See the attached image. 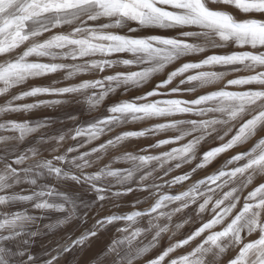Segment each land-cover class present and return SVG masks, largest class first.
<instances>
[{"label": "snow or ice", "instance_id": "snow-or-ice-1", "mask_svg": "<svg viewBox=\"0 0 264 264\" xmlns=\"http://www.w3.org/2000/svg\"><path fill=\"white\" fill-rule=\"evenodd\" d=\"M257 32L264 0H0V264H264Z\"/></svg>", "mask_w": 264, "mask_h": 264}, {"label": "rangeland", "instance_id": "rangeland-1", "mask_svg": "<svg viewBox=\"0 0 264 264\" xmlns=\"http://www.w3.org/2000/svg\"><path fill=\"white\" fill-rule=\"evenodd\" d=\"M242 2L246 5H252L256 2H258V0H242ZM162 32L163 31H166V30H161ZM256 35L261 39V40H264V32H257ZM106 43V42H105ZM233 47H237L235 45H233ZM214 51H218V50H214ZM209 54H212V52H209ZM130 55V54H129ZM200 54H197V56H199ZM50 59V58H44L45 62ZM206 70H216L215 68H210V69H206ZM241 74H244V73H236V74H233L235 76H239ZM229 77H225V81H223L222 83H226V80L228 79ZM40 79V78H38ZM239 89H244V90H247V86H232L231 88L227 89V90H239ZM188 96H190L191 94H186ZM173 98H176V97H173ZM22 102H34L32 99H26L25 101H22ZM47 111L49 112H53L55 111L54 109H48ZM12 116H15V115H19V114H11ZM25 115H28V114H25ZM9 117H2L0 118V122H4V120L8 119ZM55 127V126H54ZM4 134H10V133H4ZM103 139V137L101 138ZM93 143H96L95 141ZM158 154V153H157ZM226 159H230V157H226ZM221 163H223V161H221ZM119 166H123V167H128L130 166L128 163H125V162H120V161H117V163L115 165H113V167H119ZM220 165H217V167H219ZM207 167V166H206ZM214 171V169H209V174H211L212 172ZM201 178H206L203 176H201ZM175 187V186H173ZM184 190H187L186 188ZM167 194H172L171 192H168ZM89 196L92 195V193H88ZM131 198V194L128 195V197H126L125 199H130ZM125 211H127V209H125ZM37 226L39 227H42V225L38 224ZM111 228V226H109ZM185 227H187V225H185ZM112 235L113 236H118L119 234L115 232V229H112ZM48 238H51V236H49ZM166 243V241H165ZM49 250H51V248L49 247ZM37 251H39V249H37Z\"/></svg>", "mask_w": 264, "mask_h": 264}, {"label": "crops", "instance_id": "crops-1", "mask_svg": "<svg viewBox=\"0 0 264 264\" xmlns=\"http://www.w3.org/2000/svg\"><path fill=\"white\" fill-rule=\"evenodd\" d=\"M48 239H51V238H48ZM48 239L45 240V243H48ZM55 246H56L55 243H52L49 245L50 248L55 247Z\"/></svg>", "mask_w": 264, "mask_h": 264}]
</instances>
